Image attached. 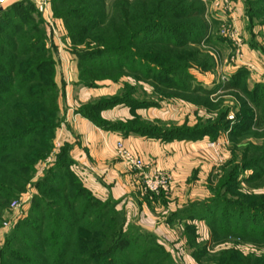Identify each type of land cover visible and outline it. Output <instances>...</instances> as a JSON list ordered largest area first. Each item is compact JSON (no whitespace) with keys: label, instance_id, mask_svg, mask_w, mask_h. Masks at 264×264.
<instances>
[{"label":"rangeland","instance_id":"1","mask_svg":"<svg viewBox=\"0 0 264 264\" xmlns=\"http://www.w3.org/2000/svg\"><path fill=\"white\" fill-rule=\"evenodd\" d=\"M107 1L109 4L110 0ZM187 1L190 3L191 0ZM197 1L204 5L203 17L207 30L199 42L192 41V30L185 37V40L191 41L186 51L188 70L194 79L188 83L202 88H195L196 91L192 93L185 90L187 82L179 74L170 77L163 74L157 80L124 70H97L85 66L83 63L98 58H82L75 51H89L101 44L92 43L89 38H70L66 21L54 14L52 0H0V10H7L14 5L22 7L25 12L24 27H35V35L41 36L43 33V47L50 52L47 57L52 56L53 62L48 63L42 72L55 76L57 86L53 94L59 107L53 120L49 118L57 127L41 132L45 139L51 140L48 154L33 163L25 189L8 200L6 207L0 211L2 251L12 248L29 251L18 246L16 240L20 241L22 236L28 234L30 241L32 239V230L22 224L34 216L35 197H44L41 191L45 187L44 179L50 175L52 163L56 162L63 150L60 148L56 152L55 143L57 128L67 113L80 111L90 116V110L97 106L96 112L101 117L103 110L118 101L120 103L113 106L136 103L137 107L148 109L146 116L136 114L126 122L115 123L119 127L172 131L175 134L183 133L187 137L185 139L190 141L202 140V174L194 180H198V194L172 211L165 196L171 191V185L166 192L152 193L154 196H163L165 200L164 209L156 214L159 221H156L157 226L152 231L141 227L140 221L148 219L143 218L140 212L137 219L133 218L134 222H130L126 209H118L113 200H102L112 201L116 210L125 215L126 229L135 232L140 237V243L147 239L150 245L158 248L160 241L163 242L160 244L164 249L159 248L154 256L164 261V264H230L242 261L240 257H253L257 264H264V240L245 234L241 226L235 225L241 220L246 223L244 228L264 226V126H255V122L245 120L248 110H255V120L260 111L253 104V97L249 96L248 91L257 82L255 69L264 72V0ZM84 20L89 21L87 18ZM85 25L88 24L73 27ZM236 30L242 43L240 50L230 36ZM160 34L168 35L173 41H177L180 35L176 30L169 31L161 27L153 29L148 35L153 37ZM0 36L1 39L8 38L2 34ZM251 43L256 45L259 52H253ZM157 47L154 44L143 48L137 46L134 51L149 61H157L155 67L169 65V59L172 60L175 53L180 52ZM252 55L255 57L250 61L255 64L253 72L249 71L245 61L246 56L251 58ZM244 66L248 68L247 73L236 74ZM140 67L145 70L147 65ZM198 74L202 75L201 80H198ZM91 89H96L94 91L98 94L87 101L79 97L82 91L84 93V90ZM45 100L52 102V97ZM102 104L105 106L102 107ZM156 114L159 117H155ZM101 119L104 121L102 125L99 124L102 127L113 124ZM204 131L206 135L203 136L201 134ZM210 142L216 143L217 150L208 146ZM134 225L151 232L157 240L139 234L141 231L132 230ZM121 255H126V252ZM121 255L118 261L128 262Z\"/></svg>","mask_w":264,"mask_h":264},{"label":"trees","instance_id":"2","mask_svg":"<svg viewBox=\"0 0 264 264\" xmlns=\"http://www.w3.org/2000/svg\"><path fill=\"white\" fill-rule=\"evenodd\" d=\"M106 1L52 0L54 14L66 21L70 38H89L92 43L101 44L89 51H75L82 58H98L83 63L85 66L97 70H124L157 80L163 74L169 77L179 74L187 82L185 90L194 93L195 88H200L188 83L193 76L188 70L186 51L190 40L185 37L191 30L194 42L205 35L207 25L202 3L197 0L190 3L187 0H110L108 4ZM21 8L14 5L0 10L3 21H0V35L8 37L1 39L0 36V211L8 200L25 189L33 163L48 154L51 140L45 139L41 132L57 127L50 119L53 120L59 110L53 94L57 86L55 76L42 72L53 62L52 56L47 57L50 52L43 47V33V36L35 35V27H24L25 12ZM91 11L93 13H86ZM85 23L88 25L73 27ZM158 27L176 30L180 34L177 41L164 34L149 37V32ZM153 44L180 52L169 59V65L155 67L157 61H149L134 51L137 46L143 48ZM140 65L147 67L144 70ZM247 71L244 66L236 74ZM249 91L253 104L260 111L255 120V110H248L245 120L255 122V126H264V83H256ZM47 97H52V102H47ZM117 103L120 102H114ZM129 105L137 107L136 103ZM96 107L90 110L89 117L102 125L104 121ZM144 131L163 140L187 138L183 133L172 131ZM201 135H206V131ZM69 164L70 158L64 148L49 167L50 175L44 179L45 187L41 189L44 197L34 199L37 212L34 210L31 220L22 224L32 230L31 241L30 234L16 240L18 246L29 251L15 248L2 251L0 248V264H164L154 256L164 247L159 243L155 248L147 239L140 243V237L126 229L125 215L116 210L112 201H102L84 187ZM236 224L245 234L264 240V226L244 228L246 223L241 220ZM131 229L157 240L151 232L135 225ZM124 252L126 255H121ZM120 255L128 262H119ZM240 258L242 261L230 264H257L253 257Z\"/></svg>","mask_w":264,"mask_h":264},{"label":"crops","instance_id":"3","mask_svg":"<svg viewBox=\"0 0 264 264\" xmlns=\"http://www.w3.org/2000/svg\"><path fill=\"white\" fill-rule=\"evenodd\" d=\"M251 45L253 52H259L255 48L256 45L252 43ZM250 57L246 56L245 61L250 62L252 58L255 59L253 55ZM253 69L249 71L253 72ZM255 70L256 83L259 81L264 83V72L260 69ZM197 76L198 80L202 79V75ZM94 90L96 89L84 90L79 97L82 96L84 101H87L98 94ZM147 111L148 109L142 107L132 108L129 104L111 106L101 114L104 120L113 122L106 127L100 126L80 111L69 112L57 128L55 145L56 152L60 148L66 149L70 158V170L94 196L101 200H113L118 209H126L130 222H134L133 218L137 219L140 212L143 218L148 219L144 222L140 221L143 225L141 227L145 226L152 231L157 226L156 214L164 209L165 200L162 199L163 196H154L145 192L144 172L158 168L170 174L171 191L165 196L166 203L172 207V211H175L188 198L196 197L198 194V180H194L202 174L200 159L202 140H163L148 135L144 130L138 131L139 128L126 129L115 124L126 122L136 114L146 116ZM155 117L159 115L156 114ZM118 141H122L128 151L144 161L147 165L144 171L133 168L128 164L127 159L119 154L116 149Z\"/></svg>","mask_w":264,"mask_h":264},{"label":"built area","instance_id":"4","mask_svg":"<svg viewBox=\"0 0 264 264\" xmlns=\"http://www.w3.org/2000/svg\"><path fill=\"white\" fill-rule=\"evenodd\" d=\"M230 36L233 39L238 50H240L242 43L240 41V37L238 36L237 30L236 32L234 31V33H232ZM246 65L250 69L255 68L251 62H246ZM215 144L216 143L214 142H210L208 146L211 148H215L217 150V147H215L216 146ZM116 148L119 154L127 159L128 164H130L133 168L139 171H144L147 165L139 157L135 156L132 152L128 151L124 147L122 141L117 142ZM171 179L172 177L170 176V174L166 173L165 171L158 169V168H152L148 172H144L143 186L146 191L154 193V194H159L161 192H166L170 188Z\"/></svg>","mask_w":264,"mask_h":264}]
</instances>
